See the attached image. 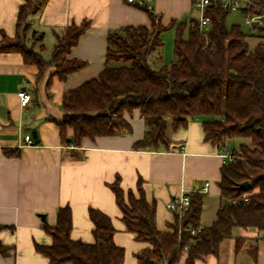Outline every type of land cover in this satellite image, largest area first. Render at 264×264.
I'll list each match as a JSON object with an SVG mask.
<instances>
[{
  "label": "trees",
  "instance_id": "obj_1",
  "mask_svg": "<svg viewBox=\"0 0 264 264\" xmlns=\"http://www.w3.org/2000/svg\"><path fill=\"white\" fill-rule=\"evenodd\" d=\"M44 0H27L18 14V28L28 29L27 17L37 11ZM264 8V0H254ZM151 18V25L125 26L108 35L106 66L92 78L64 96L63 117L57 120L65 144L80 145L85 137L115 135L132 130L126 112L139 110L147 125L145 136L134 143L136 149L168 145V118L173 128L185 126L190 118H202L205 139L225 148L229 140L246 138L235 157L221 168V197L225 200L217 218L209 226L192 235L189 227L201 226L204 195L194 193L187 215L172 231H162L156 222V203L150 202L142 183L138 193L125 191L119 180L112 184L116 202L123 214L127 231L148 246L135 255L140 264H178L186 244H190L184 264H196L209 254L218 255L223 240L235 237V252L246 241L234 236L238 227L264 230V43L251 49L239 25L226 23L229 8L214 0L206 9L212 27L204 34L189 20L164 25L152 10L142 6ZM87 22L72 25L59 38L50 59L24 41L10 44L0 41V51L16 50L26 63L37 65L39 76L57 62L55 74L61 79L81 69L85 63L65 58L88 27ZM177 27L174 40L176 61H162V33ZM189 33L184 37V29ZM264 38V26L256 34ZM73 137H67V129ZM7 156H19L18 148H4ZM249 184L240 187L242 182ZM248 194L247 201L231 204L228 200ZM94 242L71 237L73 214L70 205L60 206L54 226L44 223L52 237L49 245L36 244V249L49 258V264H126V249L116 243V228L111 216L91 207ZM13 230L14 226L0 225ZM12 246L0 241V253L8 255Z\"/></svg>",
  "mask_w": 264,
  "mask_h": 264
},
{
  "label": "crops",
  "instance_id": "obj_2",
  "mask_svg": "<svg viewBox=\"0 0 264 264\" xmlns=\"http://www.w3.org/2000/svg\"><path fill=\"white\" fill-rule=\"evenodd\" d=\"M26 1L0 0V41L19 37L48 60L67 28L83 22L89 25L67 54L85 65L65 79L54 73L55 64L40 77L37 65L26 63L19 51H0V225L14 226L0 232V241L12 246L8 255L0 253V264H49L36 244L52 243L44 223L54 226L58 208L65 205L72 208L74 240L94 242L89 210L98 208L112 218L114 239L126 249L125 263L140 264L135 254L148 243L136 240L126 229L112 188L117 180L125 191L135 193L142 183L148 200L156 203V222L162 231H172L175 225L168 201L181 192L198 193L208 181L207 192L200 194L204 207H215L216 213L210 223L201 218V226L212 224L222 204L219 183L226 162L222 152L230 149L205 139L202 118H190L185 126L174 129L169 117L168 145L142 149L134 143L145 136L147 125L137 109L125 113L130 132L124 129L115 135L85 137L80 145L65 144L57 123L64 114L66 93L104 70L110 32L130 25L150 26L151 18L142 6L158 15L164 25L177 24L191 16L195 0H44L28 15L29 26L23 31L18 28V14ZM246 40L255 47L264 38ZM24 89L32 94L27 106L21 105L18 95ZM26 134L32 135L33 143L25 141ZM67 137H73L72 128L67 129ZM4 148H18L21 153L7 156ZM234 236L246 240L238 252L235 237L227 238L218 255L209 254L196 264H264V230L238 227ZM187 255L178 264H184Z\"/></svg>",
  "mask_w": 264,
  "mask_h": 264
},
{
  "label": "built area",
  "instance_id": "obj_3",
  "mask_svg": "<svg viewBox=\"0 0 264 264\" xmlns=\"http://www.w3.org/2000/svg\"><path fill=\"white\" fill-rule=\"evenodd\" d=\"M133 1V0H129ZM214 0H195L194 6L197 7V9L200 10L202 13V17L200 19L196 18H190L189 23L191 26H198L200 30L207 35L209 30L212 27L211 20L209 17L206 16V9L208 6L212 4ZM225 5L229 3V9L233 10H241L245 14V22L249 27V36L248 37H259L256 34L257 27L264 26V8L257 6L254 2V0H220ZM247 38V37H246ZM21 101L22 106H27L31 100H32V94L28 92L26 89L20 90L18 93ZM25 141L28 143H33V137L31 134L25 135ZM183 149H185V144L182 146ZM222 156L226 159V161H230L235 157V154L232 150H226L222 152ZM209 187V182H205L203 187L198 190V193H205L207 192ZM194 192H181L180 194H177L173 196L167 203V207L175 214L176 217H178L180 220H182L187 213L189 212L192 204V196ZM248 200V194H243L238 197L230 198L228 201L231 204H236L240 201H247ZM183 226L180 225L179 228V234L181 238V234L183 232ZM190 234L196 235L202 230V226H191L187 229ZM190 248V244H186L181 256V260L183 261L185 258V255L188 254V250Z\"/></svg>",
  "mask_w": 264,
  "mask_h": 264
},
{
  "label": "rangeland",
  "instance_id": "obj_4",
  "mask_svg": "<svg viewBox=\"0 0 264 264\" xmlns=\"http://www.w3.org/2000/svg\"><path fill=\"white\" fill-rule=\"evenodd\" d=\"M191 16L189 18H182L181 20H178L177 25L178 26L181 22H185L186 20H189L190 18H196V19H200L202 17V13L200 12L199 9H197V7H194L192 10V13L190 14ZM226 23L228 25L229 28H231L233 25H239L241 27V29L246 32L249 33V27L245 22V14L241 11V10H233L230 9L228 10V15L226 18ZM174 26L170 29L165 30L162 35H161V39L163 41V49H162V57L164 60L165 64H170L172 62L176 61V55H175V49H174V40L176 37V33H177V27ZM24 31V30H23ZM189 33V26L186 27L184 29V37H187ZM4 41L10 43V44H16L18 42H20L19 37L16 39H5ZM260 43H264V40H262ZM259 43V44H260ZM47 45L49 47V51H51V43L50 41L47 42ZM251 49H254L255 47H257V45L255 47H253L252 45H250ZM47 54H50L49 52ZM46 54V55H47ZM65 58H67V56L65 55ZM55 66L57 67V62L54 63ZM238 140L241 141V143H247L249 142L248 139L246 138H234L228 141L227 143V147L228 149L232 150V149H238L240 144L238 143ZM225 203V200L222 199V203ZM216 208H210V207H204V212H203V216L202 219L205 223H210L212 216L215 217V213H216ZM177 222V220L175 219V223ZM182 221H179V225H181Z\"/></svg>",
  "mask_w": 264,
  "mask_h": 264
},
{
  "label": "water",
  "instance_id": "obj_5",
  "mask_svg": "<svg viewBox=\"0 0 264 264\" xmlns=\"http://www.w3.org/2000/svg\"><path fill=\"white\" fill-rule=\"evenodd\" d=\"M226 8H229V3L226 4ZM34 136H35V137L37 136L36 132H34ZM248 184H249L248 181L242 182V183L240 184V187L246 186V185H248ZM42 217H43L44 219H46L45 214H42Z\"/></svg>",
  "mask_w": 264,
  "mask_h": 264
}]
</instances>
